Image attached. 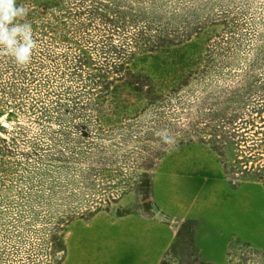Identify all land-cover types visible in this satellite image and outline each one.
<instances>
[{
  "label": "rangeland",
  "instance_id": "374dc122",
  "mask_svg": "<svg viewBox=\"0 0 264 264\" xmlns=\"http://www.w3.org/2000/svg\"><path fill=\"white\" fill-rule=\"evenodd\" d=\"M41 1L16 0L30 62L0 50V264H264V64L252 84L233 71L264 61V31L250 37L264 0ZM206 29L228 80L215 96L196 75L147 113L94 125L101 89L79 49L99 71L103 55L88 41Z\"/></svg>",
  "mask_w": 264,
  "mask_h": 264
},
{
  "label": "trees",
  "instance_id": "16d2710c",
  "mask_svg": "<svg viewBox=\"0 0 264 264\" xmlns=\"http://www.w3.org/2000/svg\"><path fill=\"white\" fill-rule=\"evenodd\" d=\"M53 1L42 0L41 2H44V6H49ZM106 21L116 27V22L109 19ZM263 31V29L254 30L255 34H251L250 37H253L256 42V38H260ZM199 32L191 38L183 35L181 38L174 39L166 37L152 39L141 31L133 37L130 47L126 45L125 48L113 43L114 35L97 39L98 41L95 39V41H88L90 45H93L92 50L100 51L103 55L101 71L97 68V63H94V60L87 55V50L80 48L78 73L86 74L87 78L84 81L91 84L89 87L100 86L101 89L99 96L97 95L93 102L87 105L89 111L92 114L95 113L98 119L95 121L97 124L94 125L101 127L100 122L102 123L101 120L105 117L108 118L106 122L110 124L111 117H132L147 113L148 105L154 104L160 97L183 91L196 75L204 76L206 80L202 93L209 92L215 96L216 83H224L228 80L222 78L223 76L218 75L217 70L214 71L212 68L214 61L211 62L210 58H213L211 56L213 52L209 49L208 43L211 31L206 29ZM253 38L250 39L253 40ZM254 44L257 46V52L264 53L263 39ZM259 60L255 58L241 69L231 67V70L233 69L237 74L234 76L238 77L236 81L238 84H252L256 81L258 66L264 64V61L260 64ZM196 71L199 72L196 73ZM218 77L221 79L218 80ZM107 103L110 104V114L100 110ZM238 110L242 113L244 109L238 106ZM84 125L90 126L91 123L86 122Z\"/></svg>",
  "mask_w": 264,
  "mask_h": 264
},
{
  "label": "clouds",
  "instance_id": "9594fccd",
  "mask_svg": "<svg viewBox=\"0 0 264 264\" xmlns=\"http://www.w3.org/2000/svg\"><path fill=\"white\" fill-rule=\"evenodd\" d=\"M23 15L24 9L16 0H0V50L20 67L30 62L34 47L31 24L17 22Z\"/></svg>",
  "mask_w": 264,
  "mask_h": 264
}]
</instances>
